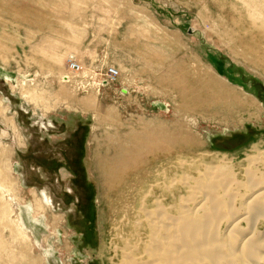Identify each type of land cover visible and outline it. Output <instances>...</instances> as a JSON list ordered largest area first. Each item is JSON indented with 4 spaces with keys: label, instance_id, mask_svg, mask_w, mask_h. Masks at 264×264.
<instances>
[{
    "label": "rangeland",
    "instance_id": "obj_1",
    "mask_svg": "<svg viewBox=\"0 0 264 264\" xmlns=\"http://www.w3.org/2000/svg\"><path fill=\"white\" fill-rule=\"evenodd\" d=\"M251 1L0 0V167L30 241L15 251L6 232L0 264L117 263L116 248H144L154 177L175 175L179 202L168 150L237 171L264 151V0Z\"/></svg>",
    "mask_w": 264,
    "mask_h": 264
},
{
    "label": "bare ground",
    "instance_id": "obj_2",
    "mask_svg": "<svg viewBox=\"0 0 264 264\" xmlns=\"http://www.w3.org/2000/svg\"><path fill=\"white\" fill-rule=\"evenodd\" d=\"M241 2L252 4L251 0ZM256 4L262 5V0H256ZM257 52L261 54L259 50ZM195 96L196 92H193L192 104L200 105ZM217 97L223 98L225 94ZM255 151L245 155L244 165L237 171L236 166H229L224 159L219 164L198 163L173 158L174 149L168 150L165 158L172 159L173 170L180 169V191L176 194L179 202L178 196L173 195L176 177L166 175L171 172L169 166L163 171V176L169 179V186L161 187L158 181L162 176L154 177L152 189L148 191L150 196L141 203L146 207L143 221L148 224V235L146 239H136L144 244L143 250L138 247L140 243L136 247L132 244L116 248L120 261L110 264H264V232L260 228L264 225V151ZM5 161L0 159V165H5ZM14 184L6 170L0 167V245L3 242L1 237L7 232L15 251L19 246L24 247V251L29 239L23 232L26 226L21 216L13 219L16 200L13 202L10 197L14 195ZM157 185L165 194L167 192V199L153 196V188ZM6 193L10 196L8 199ZM151 197L153 205L147 206ZM168 199L177 201L176 211L163 205ZM260 221L263 223L259 225ZM224 225L227 231L221 235ZM158 236L163 240V236H167V243L163 245ZM163 257L166 260H162Z\"/></svg>",
    "mask_w": 264,
    "mask_h": 264
},
{
    "label": "built area",
    "instance_id": "obj_3",
    "mask_svg": "<svg viewBox=\"0 0 264 264\" xmlns=\"http://www.w3.org/2000/svg\"><path fill=\"white\" fill-rule=\"evenodd\" d=\"M68 69L73 73V74H80L83 69L82 67L77 64L74 59H69V63H68ZM105 78L103 79V83L105 84H110L112 82H114L117 77H118V71L114 68H107L106 72H105ZM65 78V79H64ZM69 79L70 78H67V77H63V80L66 82V83H69Z\"/></svg>",
    "mask_w": 264,
    "mask_h": 264
},
{
    "label": "crops",
    "instance_id": "obj_4",
    "mask_svg": "<svg viewBox=\"0 0 264 264\" xmlns=\"http://www.w3.org/2000/svg\"><path fill=\"white\" fill-rule=\"evenodd\" d=\"M124 90V91H123ZM121 91H123V92H127L128 93V89L127 90H125V89H121Z\"/></svg>",
    "mask_w": 264,
    "mask_h": 264
},
{
    "label": "water",
    "instance_id": "obj_5",
    "mask_svg": "<svg viewBox=\"0 0 264 264\" xmlns=\"http://www.w3.org/2000/svg\"><path fill=\"white\" fill-rule=\"evenodd\" d=\"M124 91V90H123Z\"/></svg>",
    "mask_w": 264,
    "mask_h": 264
}]
</instances>
